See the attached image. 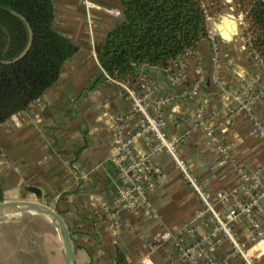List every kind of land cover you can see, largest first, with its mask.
<instances>
[{"label":"crops","instance_id":"0c3cea01","mask_svg":"<svg viewBox=\"0 0 264 264\" xmlns=\"http://www.w3.org/2000/svg\"><path fill=\"white\" fill-rule=\"evenodd\" d=\"M53 1L56 27L74 38L79 49L65 60L58 79L39 98L0 123L4 200L39 201L57 210L67 225L76 264H117L119 250L127 264H189L162 234L193 224L198 234L206 235L211 230L206 217L212 212L202 214L201 198L170 154L162 151L155 157L166 173L151 197L156 214L146 208L123 210L118 225L110 224L121 186L110 155L117 132L128 133L138 119L126 90L106 77L96 52L108 31L125 19L121 0H89L93 6L84 0ZM231 17L227 22L224 15L209 17V31L224 22L223 33L216 36L218 68L206 36L196 53L184 57L185 77L180 84L171 82V75L179 70L175 61L169 67L143 65L140 71L155 78L158 94L174 95L164 107L167 134L180 138L179 157L211 193L212 208L222 217L233 211V205L230 194H220L231 191L238 181L234 165L223 161L213 133L229 147L236 164L264 172V142L251 133L248 110L239 108L246 92L262 90L251 110L264 122V65L239 33L238 20ZM199 58L201 68L196 67ZM198 79L199 93L183 94ZM201 104L204 123L199 125L195 116ZM136 146L148 147L144 140ZM30 212L40 214V219L27 218ZM16 220L0 224V264H66L61 235L47 214L22 211ZM232 227L257 263L264 264V235L253 240L242 218L235 219ZM210 244L220 264H245L240 254H230L232 242L223 232Z\"/></svg>","mask_w":264,"mask_h":264},{"label":"trees","instance_id":"16d2710c","mask_svg":"<svg viewBox=\"0 0 264 264\" xmlns=\"http://www.w3.org/2000/svg\"><path fill=\"white\" fill-rule=\"evenodd\" d=\"M225 2L121 0L125 19L97 45V57L114 80L133 83L143 65L169 67L188 48H196L208 35L209 17ZM232 2L244 13L249 44L264 65V0ZM29 28L32 42L21 55ZM78 49V42L56 27L53 0H0V123L28 108L55 83L65 60ZM117 264H127L120 250Z\"/></svg>","mask_w":264,"mask_h":264},{"label":"built area","instance_id":"2783aa9c","mask_svg":"<svg viewBox=\"0 0 264 264\" xmlns=\"http://www.w3.org/2000/svg\"><path fill=\"white\" fill-rule=\"evenodd\" d=\"M87 6L94 4L89 0H84ZM108 11L119 15L118 9H108ZM219 30L214 28L208 32V37L212 43L214 52V67L220 65L219 46L216 36ZM190 53H196L195 48H188L178 59L174 61L179 70L171 75V82L175 85L180 84L185 77L184 57ZM256 55V54H255ZM257 56V55H256ZM201 59L199 58L196 67L201 68ZM106 77L121 85L127 92L132 101V113L138 116V119L128 133L122 129L117 132V139L110 155L112 164L116 167L121 178L116 207L111 214V225H118L120 213L123 210H135L146 208L155 215V209L151 201L153 193L156 191L159 183L165 178L164 169L156 163L155 157L159 152L170 154L175 160L176 166L182 171L184 178L194 188L201 198L204 210L211 211L206 218L211 224V230L206 235L198 234L193 224H187L177 231H166L162 238L169 240L173 244L175 252L180 258L189 264H220L210 247V240L217 233L223 232L232 242L231 255L240 254L245 264H258L254 255L248 252L243 242L238 239L233 230L232 222L235 219L242 218L251 229V238L258 240L264 235V172L261 168H247L236 164L235 158L231 154L226 143L213 133L223 155V161L231 162L234 165L237 185L231 191H224L220 195L226 197L228 194L232 197L233 211L226 214L225 217L219 215L213 210V199L211 193L201 183L198 177L192 172L188 163L179 157L178 142L179 137H169L166 131L167 120L164 115V107L173 101V94H158L155 88V78L148 73H140L139 77L133 83L120 82L114 80L105 72ZM218 79V76L216 77ZM258 77L248 82V87H252ZM201 81L198 79L183 94L195 96L199 93ZM263 95L262 90L246 92V96L239 99V108L248 110L252 120L251 133L258 135L264 142V122L260 120L251 110V105L256 99ZM119 116L118 119H122ZM196 124L204 123V109L201 107L195 116ZM144 140L147 148L139 149L136 143ZM108 210V205H105ZM154 247V245H152Z\"/></svg>","mask_w":264,"mask_h":264},{"label":"water","instance_id":"95a60500","mask_svg":"<svg viewBox=\"0 0 264 264\" xmlns=\"http://www.w3.org/2000/svg\"><path fill=\"white\" fill-rule=\"evenodd\" d=\"M229 19H233L230 15H224L223 21L227 22ZM224 22L218 24L217 28L223 33ZM30 29V28H29ZM32 42V32L30 29V39L27 47L21 53L23 55ZM20 55V56H21ZM22 211H37L47 214L52 221L56 224L57 229L61 235L63 246L65 250V261L66 264H76L75 261V251L69 235V231L65 221L63 220L61 214L43 202L39 201H28V200H4L0 202V214L10 213V212H22Z\"/></svg>","mask_w":264,"mask_h":264},{"label":"rangeland","instance_id":"374dc122","mask_svg":"<svg viewBox=\"0 0 264 264\" xmlns=\"http://www.w3.org/2000/svg\"><path fill=\"white\" fill-rule=\"evenodd\" d=\"M225 1L226 2L222 6L221 10L218 11L216 14H214L212 16H214L215 18L218 19V17H220L221 15L231 14V16H233L235 19L238 20V23H239V33L241 35L245 36L246 39H247V41L249 42V37H248V35L246 33V22H245L244 13H242L240 11H237L236 7L234 5H232V3H233L232 0H225ZM249 81H251V79ZM18 213L19 212H10V213L0 214V224H8V223H12L14 221H17L16 220V215H18ZM39 215L40 214L30 212V215L27 218H30V219L31 218L33 219L34 218L36 220H39L40 219L39 218L40 217ZM27 218H24V219H27Z\"/></svg>","mask_w":264,"mask_h":264}]
</instances>
